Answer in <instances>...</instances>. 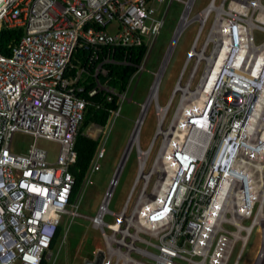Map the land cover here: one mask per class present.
<instances>
[{"label":"built area","instance_id":"built-area-1","mask_svg":"<svg viewBox=\"0 0 264 264\" xmlns=\"http://www.w3.org/2000/svg\"><path fill=\"white\" fill-rule=\"evenodd\" d=\"M170 1L0 0V31L22 28L10 54L0 53V264L49 261L63 217L80 215L79 192L101 169L97 147L75 189L70 167L88 99L103 92L116 105L106 122L118 114L129 82L146 71ZM176 1L184 8L173 40L192 20L196 33L163 106L158 86L167 57L154 74L98 211L89 217L104 241L89 261L101 254L99 264H237L259 226L252 264H264V40L256 43L253 35L264 32V0H209L192 18L193 0ZM81 49L85 54L77 57ZM110 65L134 69L122 91L109 84ZM151 103L156 130L142 149L140 127ZM15 132L32 137L23 152L11 147ZM39 138L58 143L54 160ZM132 149L138 173L114 213L107 203ZM105 214L114 220L105 221Z\"/></svg>","mask_w":264,"mask_h":264},{"label":"rangeland","instance_id":"rangeland-1","mask_svg":"<svg viewBox=\"0 0 264 264\" xmlns=\"http://www.w3.org/2000/svg\"><path fill=\"white\" fill-rule=\"evenodd\" d=\"M208 1L193 0L187 17L192 18ZM165 8L164 24L149 52L146 71L135 75L131 82H129V86L124 91L125 99H122L119 103L118 114L115 117L111 116L104 126L90 124L84 130L88 136L99 138L97 147L101 151L98 160L101 169L99 172L89 174V183H85L79 192L77 212L80 215L63 217L58 236L50 249V260L45 261V264H84L86 260L95 257V252L104 250L101 232L92 225L89 217L94 216L98 211L108 180L116 169L129 136L132 134L136 120L141 112V105L145 103L148 97L155 78L154 74L158 73L167 57L166 66L158 86V102L163 106L168 101L197 30V21L192 20L182 28L178 36L173 40L184 5L180 1L171 0L169 3L165 2L163 4V9ZM211 18L212 14L210 13L204 23L197 44L203 39ZM109 28L107 27V30ZM253 35L256 43L264 40V32L262 31L255 29ZM191 63L192 61H189L187 64L182 76V82L185 81ZM199 73L200 71L197 72L195 78L200 75ZM128 98H131V101H128ZM155 130L156 112L154 104L151 103L140 127V146L142 149L148 147ZM31 142V136L15 132L11 138V147L15 152H23ZM37 143L51 155L50 160L55 159L59 149L58 143L43 138L37 139ZM137 173V155L135 149H132L127 155L119 173L117 184L107 203L109 211L115 213L121 209L129 190L132 188ZM104 220L112 222L114 218L110 214H105ZM260 245V227L255 226L247 237L237 264H252L259 253Z\"/></svg>","mask_w":264,"mask_h":264},{"label":"trees","instance_id":"trees-1","mask_svg":"<svg viewBox=\"0 0 264 264\" xmlns=\"http://www.w3.org/2000/svg\"><path fill=\"white\" fill-rule=\"evenodd\" d=\"M22 34V28H3L0 31V53L4 55L10 54L11 46L17 42L19 37ZM139 51V49L137 50ZM142 50H140L141 53ZM85 51L83 49L77 52V57H83ZM134 69L129 67L122 66H108V76L110 78L109 84L118 91H122L127 83L129 76L133 73ZM91 85H86V90L91 89ZM86 96V92L84 93ZM89 103L87 104L85 115L82 121V124L79 128L78 134L75 140V151L77 154L76 162L70 167V173L75 179L76 187L78 189L83 181L84 175L88 169L89 164L91 163L96 148L98 145V139H93L85 133V129L90 124H96L104 126L107 119V110L116 107L114 100L110 102H105L103 97V92H99L95 96L89 97ZM59 232L56 233L54 240L52 241L51 247L54 245L56 236ZM41 264H45V261H42Z\"/></svg>","mask_w":264,"mask_h":264},{"label":"water","instance_id":"water-1","mask_svg":"<svg viewBox=\"0 0 264 264\" xmlns=\"http://www.w3.org/2000/svg\"><path fill=\"white\" fill-rule=\"evenodd\" d=\"M101 257V254H99L93 261L86 260L84 264H99Z\"/></svg>","mask_w":264,"mask_h":264},{"label":"crops","instance_id":"crops-1","mask_svg":"<svg viewBox=\"0 0 264 264\" xmlns=\"http://www.w3.org/2000/svg\"><path fill=\"white\" fill-rule=\"evenodd\" d=\"M90 137H92L93 139H96L97 137H93V136H90Z\"/></svg>","mask_w":264,"mask_h":264},{"label":"bare ground","instance_id":"bare-ground-1","mask_svg":"<svg viewBox=\"0 0 264 264\" xmlns=\"http://www.w3.org/2000/svg\"><path fill=\"white\" fill-rule=\"evenodd\" d=\"M184 17V16H183Z\"/></svg>","mask_w":264,"mask_h":264}]
</instances>
